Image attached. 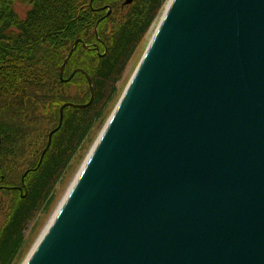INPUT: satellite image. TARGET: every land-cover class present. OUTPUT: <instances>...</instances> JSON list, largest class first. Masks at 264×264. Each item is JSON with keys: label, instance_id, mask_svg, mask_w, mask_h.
<instances>
[{"label": "water", "instance_id": "1", "mask_svg": "<svg viewBox=\"0 0 264 264\" xmlns=\"http://www.w3.org/2000/svg\"><path fill=\"white\" fill-rule=\"evenodd\" d=\"M24 264H264V0L169 1Z\"/></svg>", "mask_w": 264, "mask_h": 264}, {"label": "trees", "instance_id": "2", "mask_svg": "<svg viewBox=\"0 0 264 264\" xmlns=\"http://www.w3.org/2000/svg\"><path fill=\"white\" fill-rule=\"evenodd\" d=\"M167 1L135 0L125 24L107 44L102 32L112 14L104 18L108 10L103 13L99 8L121 11L122 0H0L1 165L21 155V147L31 142L44 113L58 121L60 107L76 103L67 93L70 86L84 85L80 102H90L91 91L82 73L70 82L60 79L61 66L78 40L88 48L78 45L64 78L66 73L82 69L94 87V100L88 108L65 110L62 128L53 136L26 195L16 203L0 233V264L21 261L29 225L39 212L50 209L54 190L74 157L92 141L95 129L104 125L119 98L118 83ZM16 5L28 8L24 18L17 13ZM96 47L103 50L99 52L103 57Z\"/></svg>", "mask_w": 264, "mask_h": 264}, {"label": "rangeland", "instance_id": "3", "mask_svg": "<svg viewBox=\"0 0 264 264\" xmlns=\"http://www.w3.org/2000/svg\"><path fill=\"white\" fill-rule=\"evenodd\" d=\"M169 1L170 0L166 2L157 20L152 26L151 30L139 45L121 81L118 83L119 98L110 108V112L108 114V117L104 125L99 126V128L95 129V131L93 132V137L91 138L92 141L85 143L78 152V154L74 157L71 165L66 170L61 181L58 183V185L54 190L55 199L50 209L48 211H46V209H43V211L39 212L35 216L34 220L31 222V224L29 225V228L26 232L27 248L24 251L22 255L23 257L18 264H24L27 261L28 257L30 256L35 246L42 238L43 234L45 233L46 229L54 219V216L56 215L58 209L60 208L61 204L65 200L70 189L72 188L86 160L88 159L93 147L95 146L96 142L101 136L105 126L107 125L109 119L114 113L119 100L121 99L123 93L125 92L134 73L136 72L146 52V48L148 47L153 32L158 26L160 22V18L164 14V11ZM124 2L125 0L124 1L122 0L120 4L121 11L113 10L111 13L112 16L110 15L111 18L108 21H106L104 25L102 35L104 39L107 41V44L110 42L112 38H114V36L118 32V29L125 24L126 18H128V16L131 14L133 6L132 5L125 6ZM105 8L106 7H101L99 8V10H101L104 13L107 11ZM15 9L22 18L26 16V12L28 10L27 7L23 5H16ZM107 13L105 14L104 18L107 16ZM102 51H103L102 49H99V52L102 53ZM96 64L97 63H94L93 67H96ZM70 73L71 72L65 74L66 75L65 77H67V79L72 75ZM84 90H85L84 85L73 84L72 86H70V88L67 90V93L69 96H72L75 99L76 103L73 102H68V103L83 104L82 100H81L82 102H80L81 98L79 97H80V93L81 94L82 92L85 93ZM41 119H42L41 126L37 130L36 134H33L32 138L30 139L31 142L29 140L30 143L21 147L22 148L21 155L20 156L16 155L15 157H11L6 161H2V165L0 164V169L2 168L0 171V177H2V179L6 177L4 181L0 180V233L4 228V226L6 225V223L8 222V219L16 203L20 201V199H22L27 193V188L29 187L30 182L34 178V173L37 171L39 167L41 156L48 145L49 134L53 130H55L59 125L60 109H59L58 121L55 118L54 120L51 119L47 113H44L43 118L41 117ZM23 179L25 180V186H26L25 188H23Z\"/></svg>", "mask_w": 264, "mask_h": 264}, {"label": "bare ground", "instance_id": "4", "mask_svg": "<svg viewBox=\"0 0 264 264\" xmlns=\"http://www.w3.org/2000/svg\"><path fill=\"white\" fill-rule=\"evenodd\" d=\"M168 5H169V3H168ZM168 5H167V7H168ZM167 7H166V9H167ZM166 9H165V11H166ZM165 11H164V13H165ZM163 16H164V14H163L162 17L160 18V22H161ZM160 22H159L158 26L160 25ZM158 26H157L156 29L154 30L153 35H152V37H151V40H150L149 44L151 43L152 39L154 38V35H155V33H156V30H157ZM149 44H148V46H149ZM147 48H148V47H147ZM147 48H146V50H147ZM119 101H120V100H119ZM118 103H119V102H118Z\"/></svg>", "mask_w": 264, "mask_h": 264}, {"label": "flooded vegetation", "instance_id": "5", "mask_svg": "<svg viewBox=\"0 0 264 264\" xmlns=\"http://www.w3.org/2000/svg\"><path fill=\"white\" fill-rule=\"evenodd\" d=\"M124 1V0H123Z\"/></svg>", "mask_w": 264, "mask_h": 264}]
</instances>
